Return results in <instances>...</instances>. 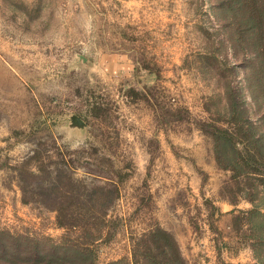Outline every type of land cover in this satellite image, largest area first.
Instances as JSON below:
<instances>
[{
	"label": "rangeland",
	"instance_id": "rangeland-1",
	"mask_svg": "<svg viewBox=\"0 0 264 264\" xmlns=\"http://www.w3.org/2000/svg\"><path fill=\"white\" fill-rule=\"evenodd\" d=\"M237 3L0 0V232L26 244L5 242L0 264H150L135 238L153 224L182 264H260L264 183L212 130L243 122L248 146H264V59L257 37L236 45ZM62 160L88 186L77 195L107 191L94 203L31 191V171ZM61 204L95 218L61 227ZM34 244L40 259L23 249Z\"/></svg>",
	"mask_w": 264,
	"mask_h": 264
},
{
	"label": "trees",
	"instance_id": "trees-1",
	"mask_svg": "<svg viewBox=\"0 0 264 264\" xmlns=\"http://www.w3.org/2000/svg\"><path fill=\"white\" fill-rule=\"evenodd\" d=\"M236 2H238L236 4V45L244 46L248 44V46L253 47L256 45L254 36L257 37L258 45L256 47H258V49L256 50L259 56H261L260 59L263 60L264 59V0H236ZM249 31L250 33H252V35L248 33ZM254 32L256 35H254ZM236 105L237 104L234 101L233 108ZM234 109L235 111L233 112V115L235 114L236 120L240 121L239 117H241V113L237 111V107ZM244 120H247V118H245ZM246 123L248 122L246 121ZM248 124L251 125L250 123ZM249 128L250 126H244L243 122L242 124L241 122L238 123V126H236L234 130L228 129L227 127L214 125L212 127L213 138L215 140L216 146L218 147L220 146V148L223 147L232 148L236 154L234 160L239 158L240 163L242 165L248 166L249 169L251 170L250 175L255 176L256 180L260 181V183H264V146L263 145H254L252 147L248 146L247 142L249 141V138L245 136L248 135ZM239 133L244 136V138L247 140L246 142L243 140L241 141V139H239V141L236 140L237 134ZM55 164L58 167L55 170L49 169L45 166H44L45 168H43L42 166L39 167V169L43 170V172L45 171L46 177L43 176L41 178L36 174V171H31V176L33 178L31 183V191H34L35 193H40V195L48 194L45 193L44 191H60L59 193H61L62 199L63 198L68 199V203L70 202L81 203L87 201H91L94 203V200L93 199L91 200V197L93 195L92 191H107L103 189L102 186L101 187L96 186L94 187V189H91V195H89L90 192L84 195L82 194L77 195L74 191H81L82 189L86 190L88 188L86 183L81 179L79 180L78 178L73 177V175L71 174L72 172L69 168L71 167V165H69V163H67L66 161L64 160L60 162L57 161L55 162ZM26 186L23 187L22 185L23 194H25V192L27 191ZM82 209L83 210L77 207L71 211H67L65 209V205L61 204L58 208H56L57 225L61 227L67 226L74 228V224L79 222V220H81L82 218H86V220L95 218L93 216L94 212L92 211V208L83 206ZM255 210L259 215L263 216V219L261 223H258L255 226V228L260 230V233L258 236H256V239H254V242L252 244L255 245V248L258 249L259 252H261L262 261H260V264H264V212L258 209ZM248 213H250V211H248ZM111 220H113L112 225L114 226L113 227L114 230L118 226L120 228L122 222L124 221L123 217L116 218V220L115 219H111ZM107 234L109 233L107 232ZM107 234H105L104 237L101 238V241H99V243L95 242L94 247L95 246L97 247L99 244H102L107 238L106 237ZM112 235L113 232L109 235V237ZM167 235L168 234L164 229L160 228L156 224H153V227H150L146 234L142 233L141 235L135 238L136 244L143 243L142 244L143 252L141 253L143 254V257H146L145 259L148 263L182 264V262L179 259L178 251L174 246L175 245L174 241L172 240L170 241V238L169 236L167 237ZM10 237L11 236L9 234L5 235V232L3 231L0 232V246L3 247L2 250H4V253H7V246L9 245L8 243L5 242L11 241V243L15 245L14 247L19 250L20 248H22V246L26 245L24 244L23 241H21V243H18L16 239ZM146 238H148L147 241ZM34 246L27 245L23 249H25L26 255L32 254L31 255L32 258L29 257V259H33V260L38 258L40 259V257L37 256L36 253L40 251L41 248L37 244H34ZM58 248H59L58 245L52 244L51 252H53L54 250L57 251ZM73 249L78 253L81 252L79 249H75V248ZM90 252L91 254H93L92 253L93 249H91ZM113 263L114 262H110L109 264H113ZM91 264H95V262Z\"/></svg>",
	"mask_w": 264,
	"mask_h": 264
},
{
	"label": "water",
	"instance_id": "water-1",
	"mask_svg": "<svg viewBox=\"0 0 264 264\" xmlns=\"http://www.w3.org/2000/svg\"><path fill=\"white\" fill-rule=\"evenodd\" d=\"M67 129L70 132L80 131L82 132L86 128V123L76 114H70L67 117Z\"/></svg>",
	"mask_w": 264,
	"mask_h": 264
}]
</instances>
